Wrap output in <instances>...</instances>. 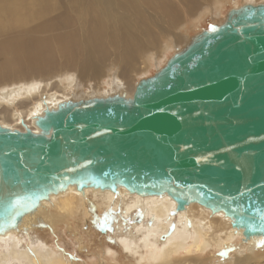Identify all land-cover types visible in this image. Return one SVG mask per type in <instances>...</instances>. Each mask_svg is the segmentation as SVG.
<instances>
[{
    "label": "water",
    "instance_id": "95a60500",
    "mask_svg": "<svg viewBox=\"0 0 264 264\" xmlns=\"http://www.w3.org/2000/svg\"><path fill=\"white\" fill-rule=\"evenodd\" d=\"M214 26L215 30H209ZM130 94L66 98L0 124V235L74 187L167 195L264 237V2L231 6Z\"/></svg>",
    "mask_w": 264,
    "mask_h": 264
},
{
    "label": "bare ground",
    "instance_id": "6f19581e",
    "mask_svg": "<svg viewBox=\"0 0 264 264\" xmlns=\"http://www.w3.org/2000/svg\"><path fill=\"white\" fill-rule=\"evenodd\" d=\"M220 2L0 0V124L21 129L22 119L35 129L32 116L45 105L55 106L70 97L122 90L130 94L137 74L160 65L173 44L186 42L188 37L181 35V27L198 21L206 13L218 16ZM222 19L223 16H218V22ZM63 72L64 76L58 75ZM51 73L53 76H49ZM94 78L98 79L97 83L93 81L96 85L85 84ZM84 88L89 91L84 92ZM42 203L19 225L22 233L35 230L31 218L37 217L40 222L49 220L40 215L49 207L68 217L77 216L81 211L79 214H84L85 219L89 213L85 219L89 221L94 215L91 212L100 210L108 216L110 206L119 205L125 208L124 216L138 208L151 220L149 224H133L136 233L131 229L120 235V229L115 228L117 247L120 250L119 246L122 247L126 259L131 257L130 264H175L180 253L187 255L217 246L227 247L236 239L241 250H236L232 264L260 263L261 258L253 252L255 245H264V237L242 242L239 231L231 226L228 218L211 213L197 203H189L184 210L176 212L173 200L167 195L140 197L124 188H119L117 195L108 190L86 188L82 195L72 186ZM22 233L10 230L0 235V264H74L59 249L46 243L33 245V237L31 243L21 247ZM163 233L170 234L161 240ZM37 237L40 236L37 234Z\"/></svg>",
    "mask_w": 264,
    "mask_h": 264
},
{
    "label": "rangeland",
    "instance_id": "374dc122",
    "mask_svg": "<svg viewBox=\"0 0 264 264\" xmlns=\"http://www.w3.org/2000/svg\"><path fill=\"white\" fill-rule=\"evenodd\" d=\"M244 1L247 0H222V2H220L217 11L218 16L222 17L223 14H225V12L228 10V8H230L233 5L241 4ZM218 16L215 13H206L198 21H195L194 23L184 24L180 29L181 35H184L185 38H187L194 32L206 27V25L210 26L212 24L217 23ZM170 42H173V39L170 40ZM182 45L183 44L181 43L179 45L173 44L172 48L166 52L165 56L168 57L172 53V51L181 47ZM164 59L161 61L160 65L164 62ZM160 65L158 64L156 66L153 65L144 74L141 75L137 74L138 76L137 75L135 76L136 79L145 75L147 76L152 74L154 70ZM58 75L62 77L64 76V72L63 74L59 73ZM49 76H53V74L51 73L49 74ZM87 81H88L87 83L85 82L84 83L90 84L93 87V85H96L94 84V82L97 83L98 79L97 78L88 79ZM14 84L16 85L17 83ZM12 85H6V86L10 87ZM84 89H85L83 90L84 92L89 91L88 88H84ZM0 90H2V86H0ZM93 90L95 91L97 89H93ZM95 198L96 197H94L93 199ZM53 208L55 209V207ZM53 208L49 207L47 211L40 213L43 219L44 217L45 218L47 217L49 220H43V222H40L37 220V217L30 219L33 221L32 227H34L35 230L29 229L28 232L22 233L21 229L18 227V229L14 231L16 233H22L21 235L23 239L21 241V247L27 245L28 243H31L30 239L33 237L34 240L32 242L33 245H39V244L41 245L43 243H46V245L50 246L55 250L59 249L61 250L62 255H65L66 259L71 260V262H73L74 264H100V263L130 264L132 260L131 257L126 259L122 247L119 246L121 250L117 247V243H118L116 242L117 238L116 236H114L116 234L115 228L118 227L120 229L119 234L124 235L127 234L126 232L131 231V229L132 230L134 229L133 232L136 233L135 228H132L134 227L133 224L139 226L143 222L144 223L148 222V224L151 223L149 216H145L144 214H142L138 208L131 210L130 212H128V215L124 216L123 212L125 211V208H122V206L119 205L116 206L111 205L108 211L110 212L108 213V216L101 214L102 211L100 210L96 212L94 211V213L91 212L94 215L90 218L89 221L85 220L86 218H89L90 216L89 213H88V217H86L85 219L82 218L84 214H82V216L80 215L81 211H78L77 216L73 215L68 217L66 215L58 214V212H56ZM78 214L80 216H78ZM85 216H87V214H85ZM113 220L114 222H112ZM86 222L89 223L85 224ZM173 226L174 224L172 225V227ZM171 229L169 230V232H172ZM37 234L40 237H37ZM169 234L170 233L168 234L163 233L160 239L161 240L166 239ZM18 236L20 237V234ZM107 248H109L108 249L109 251H107ZM217 248L213 247L205 250L204 252H194V253L192 252V253H188L187 255H182L180 253L179 257L174 260V263L175 264H219L221 262H225L224 264H232L235 254L238 253L237 252L238 249L241 250L238 239H236V241L233 244L227 247L217 246ZM111 250L112 251L114 250L116 251V253L117 252L118 253L113 255L114 252L110 253ZM242 250L244 253H248V250L246 249H242ZM253 254L257 255L258 256L257 258H261L259 264H264V261L262 260V258H264V245L261 244L255 245Z\"/></svg>",
    "mask_w": 264,
    "mask_h": 264
},
{
    "label": "snow or ice",
    "instance_id": "6c2138e0",
    "mask_svg": "<svg viewBox=\"0 0 264 264\" xmlns=\"http://www.w3.org/2000/svg\"><path fill=\"white\" fill-rule=\"evenodd\" d=\"M209 30H215L214 26H210Z\"/></svg>",
    "mask_w": 264,
    "mask_h": 264
},
{
    "label": "trees",
    "instance_id": "16d2710c",
    "mask_svg": "<svg viewBox=\"0 0 264 264\" xmlns=\"http://www.w3.org/2000/svg\"><path fill=\"white\" fill-rule=\"evenodd\" d=\"M206 27H208V25H206ZM206 27H204V28H206Z\"/></svg>",
    "mask_w": 264,
    "mask_h": 264
}]
</instances>
